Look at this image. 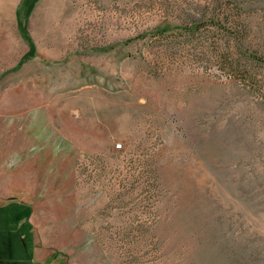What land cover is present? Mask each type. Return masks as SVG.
<instances>
[{"label":"rangeland","instance_id":"374dc122","mask_svg":"<svg viewBox=\"0 0 264 264\" xmlns=\"http://www.w3.org/2000/svg\"><path fill=\"white\" fill-rule=\"evenodd\" d=\"M219 3L264 54V0H0V264H264V68L176 36Z\"/></svg>","mask_w":264,"mask_h":264},{"label":"trees","instance_id":"16d2710c","mask_svg":"<svg viewBox=\"0 0 264 264\" xmlns=\"http://www.w3.org/2000/svg\"><path fill=\"white\" fill-rule=\"evenodd\" d=\"M31 5L32 2H28V13ZM245 14L242 8H226L219 3L208 16L192 20V24H187L185 30L176 36L186 44L202 49L206 61H214V65L228 76L254 90L261 82L264 54L251 52L246 47L249 29L244 23ZM231 40L236 41V45H232Z\"/></svg>","mask_w":264,"mask_h":264},{"label":"built area","instance_id":"2783aa9c","mask_svg":"<svg viewBox=\"0 0 264 264\" xmlns=\"http://www.w3.org/2000/svg\"><path fill=\"white\" fill-rule=\"evenodd\" d=\"M118 147H119V148H122V145L120 144V145H118Z\"/></svg>","mask_w":264,"mask_h":264}]
</instances>
